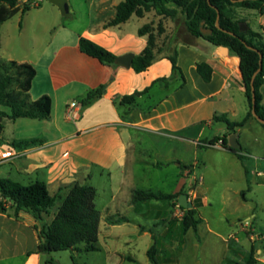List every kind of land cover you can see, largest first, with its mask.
I'll return each instance as SVG.
<instances>
[{
	"label": "crops",
	"instance_id": "0c3cea01",
	"mask_svg": "<svg viewBox=\"0 0 264 264\" xmlns=\"http://www.w3.org/2000/svg\"><path fill=\"white\" fill-rule=\"evenodd\" d=\"M39 1V7L25 13L22 10L26 4L20 1L19 12L2 25L0 54L5 44L4 61L34 67L37 76L30 91L31 101L48 96L53 108L48 120L28 119L40 123L34 124L39 127L35 135L8 143L9 147H13L14 142L28 145L13 147L21 154L19 159L13 161L17 166L16 174L8 173L0 180H11L23 186L42 181L51 196L61 189H64L65 196L74 185H88L96 188L98 198L99 189L94 183L103 184L105 188L107 185L110 197L99 210V247L101 251L109 250L111 243L131 236L135 240H129L126 245L130 247L128 257L134 262H129L142 264L134 253L141 251L139 244L144 240L147 243L143 252L148 258L147 253L154 242L149 230L143 231L145 224L165 221L167 231L176 227L179 232V222L173 219L179 200L155 201L139 206L132 203L135 191H152L147 189L150 184L148 174L152 169L166 172L173 184L170 193L153 192L183 193L198 212L195 195L199 196L200 207H204L203 198L197 193L198 185H202L204 179L201 177L198 180L197 174H217L221 171L218 163L199 162V149L220 150L231 155L240 163L247 183L254 172L259 177L263 176L261 171H257L255 163H243L225 148L207 146L210 140L227 134H238V140L240 130L256 120L251 119L235 133L230 132L225 123L214 120L215 117H225L230 122H240L249 112L240 59L229 49L217 47L203 39L196 40L194 46L180 44L178 66L182 75H177L167 85H154L155 81L172 76V64L168 59H161L147 71L136 73L132 68L103 65L83 54L79 48L80 38H86L116 57L128 53L139 55L147 46L148 37L140 36L139 30L147 25L148 14L144 17L133 16L122 25L107 28L105 25L114 19L116 7L123 0H81L76 8L85 9L83 14L91 20L86 27L73 28L63 22L60 10H45L41 6L42 0ZM67 2L70 16L75 15L72 0ZM242 20L264 38V14L252 11L249 17ZM78 21L75 19V22ZM48 35L51 43L46 45ZM199 63H206L212 68L209 83L197 72ZM101 85H106L103 95L90 104H83L87 94ZM146 89L149 91L139 96L134 105H121L124 96ZM261 92L264 107V86ZM73 103L77 104L75 110L79 114L76 121L67 117ZM214 129H217L214 137H205L206 131ZM147 140L157 145L153 146ZM33 141L35 143L31 144ZM168 144L171 146L166 149ZM241 147L242 154L250 157L243 144ZM246 192L242 194L244 201ZM0 201H3L2 197ZM4 202L6 211L0 212V257L16 255L25 236L37 239L38 247L41 224H51L60 209V204L56 205L48 214L43 213L39 221L27 211L16 214L12 202ZM199 216L202 218L200 212ZM118 217H126L129 223H109V218ZM167 220L175 221L176 225L168 224ZM202 220L197 231L190 230L184 237L180 235L181 257L186 259V264H222L229 255V242L234 240L238 244V239L233 233L225 235L214 230ZM124 226H132L133 229L123 235L113 233L116 228L124 229ZM36 250L26 254L25 264H41V254L35 253ZM166 253L161 251V254ZM116 254L121 262L125 253ZM181 257L175 261L167 258V264H182ZM148 261L146 264H151L149 258Z\"/></svg>",
	"mask_w": 264,
	"mask_h": 264
},
{
	"label": "trees",
	"instance_id": "16d2710c",
	"mask_svg": "<svg viewBox=\"0 0 264 264\" xmlns=\"http://www.w3.org/2000/svg\"><path fill=\"white\" fill-rule=\"evenodd\" d=\"M52 4L59 7L64 17L70 16L69 5L64 4L62 0H50ZM20 0H0V31L4 23L12 19L19 12ZM32 7L25 5L22 12L31 10ZM233 9H244L258 11L264 14V0H123L116 7L114 19L108 22L105 27H116L128 22L133 16L144 17L147 13L155 14L164 19L178 21L183 19L185 31L192 38V41L185 40L179 35L174 34L163 42L162 46L157 45V38L152 33L150 25H145L139 30L140 36H147V46L141 54L134 58L132 69L136 73L147 71L154 63L161 59H168L172 64V76L162 78L154 82L155 84H168L177 75H182L178 66V46H194L198 39H203L217 47L229 49L240 59V70L243 76V84L246 89V97L249 104V112L240 122H230L225 117H215L214 120L226 124L229 131L235 133L236 129L243 128L251 119H255L252 114V91L251 82L254 74L259 69L260 54L263 56V67L261 72L255 78L254 86L256 90V113L264 120L263 95L261 92L264 86V38L262 34L249 29L246 32L240 31V23H246L245 20L236 19ZM218 14L220 16V29L216 27ZM210 29L212 35L205 36L201 29ZM162 26L159 28V34H163ZM249 47L253 48L250 49ZM79 48L83 54L97 59L101 64L115 65L116 56L86 38H80ZM197 72L202 79L209 83L212 79V68L206 63L197 64ZM37 76L33 66L29 64H19L14 61H4L0 58V106L8 108L9 114L0 113V117L9 118L12 121L18 119L30 120H48L51 117L53 103L50 97L44 96L37 101H31L30 91L32 83ZM185 82V80L183 81ZM106 85L90 91L87 94L83 104H90L100 98ZM135 92L132 95L121 98V105H134L139 96L147 93ZM264 128V125H262ZM3 130L0 123V133ZM231 134L224 135L222 138H214L207 143L208 147L216 146L219 141L223 142V148L235 154L239 160L245 163V156L242 154L243 148L231 150L228 140ZM35 143L34 141L31 144ZM28 143L14 142L15 148H22ZM250 191V182H248ZM64 189H61L55 196H51L47 185L42 181L23 186L20 183L11 180H0V212L6 211L4 201L12 202L15 213L27 211L35 219L41 221L42 214H48L51 209L60 204V209L54 220L48 226L42 227L40 232V244L35 253L51 254L64 251L74 252H100L98 244L99 226L101 213L96 205L97 190L88 185H74L68 189L64 196ZM183 193L176 195L165 194L162 192L137 190L133 194L132 203L135 206L155 202L178 201ZM244 195V193H243ZM178 205L175 204V206ZM184 216L179 222V232L184 237L190 230L197 231L203 223L202 218L196 208L185 209ZM111 225H121L129 223L126 217L109 218ZM165 221L158 223L163 227ZM168 224H173L167 220ZM146 231V228H142ZM153 235V230H149ZM182 242V240H181ZM84 248H81V246ZM264 254V242L262 248ZM160 251L155 244L149 249L147 255L151 264L158 263V254ZM134 262V260H131ZM256 251L251 248L248 252L242 250L236 241L229 242V255L222 264H258Z\"/></svg>",
	"mask_w": 264,
	"mask_h": 264
},
{
	"label": "rangeland",
	"instance_id": "374dc122",
	"mask_svg": "<svg viewBox=\"0 0 264 264\" xmlns=\"http://www.w3.org/2000/svg\"><path fill=\"white\" fill-rule=\"evenodd\" d=\"M81 0H72L73 8L76 9V13L73 16L64 17L59 7H54L50 0H42L41 6L45 10H54V12H61V18L63 22L68 25H72L73 28H83L89 25L91 18L84 15L85 9L76 8L81 4ZM236 19L242 20L249 17L252 11H246L242 9H233ZM33 14V13H32ZM148 14V25L152 28V33L157 38V45L162 46L166 38L177 34L181 38L192 41V38L186 33L183 19L173 21L171 19H164L155 14V12ZM246 15V17H245ZM78 19V22H75ZM136 21L137 19L134 18ZM250 20V19H249ZM21 25H23L21 23ZM253 25V24H252ZM162 26L164 29L163 34H159V28ZM47 43H51L50 36H47ZM3 52L0 54V58L3 60L5 53V44L3 45ZM0 113L9 114L10 110L0 106ZM40 124L38 122H32L28 119H18L12 121L5 117L2 123L3 132L0 134V147L3 149L9 148V142L15 140L19 141L24 137L35 135L38 132ZM238 141L243 144L244 149L250 152V157H246V162H252L256 164L257 171L263 173L262 177H259L256 172L249 177L250 191L248 190V183L244 178L243 169L238 161L231 155L224 153L220 150L214 149H199L198 161L199 162H214L221 165V171L217 174L208 173L205 175L203 172L197 174L198 180L202 177L204 179L202 185H198L197 193L203 198L204 207L199 205V196L195 195V205L199 207V212L202 218L216 231L225 235L229 233L235 234L238 239V245L242 250L248 252L251 248L256 251L258 258V264H264V256L262 255V248L264 242V129L262 125L254 120L252 125H249L240 130ZM217 129L213 131H206L205 137L212 138L216 135ZM238 135V134H237ZM149 144L156 146L153 141L147 140ZM162 146V145H161ZM170 144L165 148L169 149ZM205 147V145H203ZM16 163L3 164L0 167V177H7L8 173L12 175L16 174ZM150 178V184L147 189L152 191H164L170 193L172 190V181L164 171H156L154 169L148 174ZM28 184V182H24ZM99 189V195L97 198V206L101 211L104 203L108 202L110 193L107 191L103 184L99 185L94 183ZM197 182L195 181V189ZM246 192V201L243 199V192ZM190 196V194H189ZM194 197V196H193ZM173 219L178 220L177 217ZM109 220V219H108ZM45 224H41V227ZM147 230H153L154 242L157 249L160 251L158 254V263L167 264V258L176 260L182 255V243L180 233L176 227H172L169 231L165 226L160 227L155 221L147 223L144 226ZM133 229L132 226H124V229H118L113 231L115 235H123L125 232H129ZM42 230V228H41ZM41 232V231H40ZM40 239V233H39ZM135 238L131 236L122 237L120 240L111 243L109 250L100 252H74L64 251L51 254H41V264H132L129 260H132L128 256V249L126 245L129 240ZM41 242V240H39ZM147 242L142 240L139 244L141 251L132 252L137 259L142 263H149L146 254L143 252ZM40 244V243H39ZM37 239L25 236L22 242V246L17 249L16 255L8 254L0 257V264H25L27 260L26 254L34 252L37 248ZM22 248V249H21ZM81 248H84L82 245ZM161 251H166V254H161ZM119 252L123 255L122 261H119V257L116 254ZM182 264H186V259L181 257ZM139 264V263H138Z\"/></svg>",
	"mask_w": 264,
	"mask_h": 264
},
{
	"label": "water",
	"instance_id": "95a60500",
	"mask_svg": "<svg viewBox=\"0 0 264 264\" xmlns=\"http://www.w3.org/2000/svg\"><path fill=\"white\" fill-rule=\"evenodd\" d=\"M64 4H68L67 0H62ZM241 1H245V0H241ZM220 16L218 14V19H217V23H216V27L218 29H220ZM240 31L241 32H246L248 31L250 28L246 23H240ZM201 32L203 35L205 36H210L212 35L213 31L210 29H205L202 28ZM250 49H253L251 47H249ZM227 49V48H226ZM254 50V49H253ZM134 58L135 55L133 53H128L122 56H119L116 58L115 60V65L120 66L122 68L125 69H131L133 66V62H134ZM263 67V56L260 54V61H259V69L258 71L254 74L253 78H252V82H251V91H252V114L254 116V118L256 120H258V122L262 125H264V120L262 118H260L257 113H256V90H255V86H254V82H255V78L257 77V75L261 72ZM0 123H2V118L0 117ZM229 145L231 150H239L241 148V144L238 142L237 140V135L236 134H232L230 136L229 139ZM179 205L182 208L185 209H192L193 208V204L188 200V196L183 194L180 198H179Z\"/></svg>",
	"mask_w": 264,
	"mask_h": 264
},
{
	"label": "built area",
	"instance_id": "2783aa9c",
	"mask_svg": "<svg viewBox=\"0 0 264 264\" xmlns=\"http://www.w3.org/2000/svg\"><path fill=\"white\" fill-rule=\"evenodd\" d=\"M26 5H29L30 7H39L40 1L39 0H20ZM77 107L76 103H73L71 107L68 110L67 117L70 120L76 121L79 118L78 111L75 110ZM218 148H223V142L219 141V143L215 146ZM21 157V154L16 152L15 148L9 147L8 149H3L0 147V166L9 162H13ZM181 206L178 205L177 212L175 214V217L178 218L179 221L182 220L184 216V211L180 208Z\"/></svg>",
	"mask_w": 264,
	"mask_h": 264
}]
</instances>
